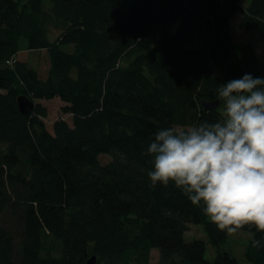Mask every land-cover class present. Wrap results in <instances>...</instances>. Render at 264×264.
Wrapping results in <instances>:
<instances>
[{
	"label": "trees",
	"instance_id": "obj_1",
	"mask_svg": "<svg viewBox=\"0 0 264 264\" xmlns=\"http://www.w3.org/2000/svg\"><path fill=\"white\" fill-rule=\"evenodd\" d=\"M237 13L264 46V0H0V264H153V249L156 264H241L226 230L147 175L158 129L214 122L223 108L204 101L220 84L264 78L254 43L234 38ZM40 50L45 74L19 58ZM52 99L62 115L49 128ZM240 230L246 263L264 264V232Z\"/></svg>",
	"mask_w": 264,
	"mask_h": 264
},
{
	"label": "clouds",
	"instance_id": "obj_2",
	"mask_svg": "<svg viewBox=\"0 0 264 264\" xmlns=\"http://www.w3.org/2000/svg\"><path fill=\"white\" fill-rule=\"evenodd\" d=\"M216 100L220 119L156 131L147 175L153 184L174 182L219 230L264 232V78L244 74L220 84Z\"/></svg>",
	"mask_w": 264,
	"mask_h": 264
},
{
	"label": "rangeland",
	"instance_id": "obj_3",
	"mask_svg": "<svg viewBox=\"0 0 264 264\" xmlns=\"http://www.w3.org/2000/svg\"><path fill=\"white\" fill-rule=\"evenodd\" d=\"M250 0H243L246 4ZM240 19L239 13H237L232 19V31L236 41H252L257 49L258 56L261 60V63L264 64V46L260 36L256 31H248L242 29L238 26V21ZM19 58L22 60H30L35 66L38 67L42 74H45L49 67V57L46 50L40 51H22L19 54ZM44 105L48 108V116L45 119L47 126L52 128L54 121L62 115L61 106L62 102L59 99H52L48 101H42ZM188 127L176 126L177 131H183ZM100 160L103 163H107L111 160V156L108 154L100 155ZM251 232L246 230H237L236 233L229 234L227 242L224 245V248L230 250L239 260L241 264L246 263V251L251 237ZM185 237L188 240L194 238L203 239L207 242V254L206 256L209 259H213L216 255V251L209 241L207 232L202 224H189V228L185 233ZM151 262L156 264L159 260V251L153 249L151 253Z\"/></svg>",
	"mask_w": 264,
	"mask_h": 264
},
{
	"label": "water",
	"instance_id": "obj_4",
	"mask_svg": "<svg viewBox=\"0 0 264 264\" xmlns=\"http://www.w3.org/2000/svg\"><path fill=\"white\" fill-rule=\"evenodd\" d=\"M19 107L22 112L29 113L34 108V101L26 96L22 95L18 98ZM219 105V101H204V106L207 109H215ZM96 263V256L90 258L87 264H95Z\"/></svg>",
	"mask_w": 264,
	"mask_h": 264
}]
</instances>
